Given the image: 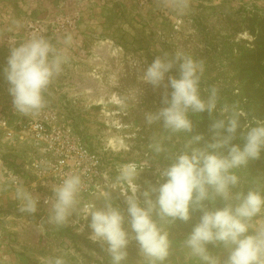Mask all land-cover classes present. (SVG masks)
<instances>
[{
  "label": "rangeland",
  "instance_id": "1",
  "mask_svg": "<svg viewBox=\"0 0 264 264\" xmlns=\"http://www.w3.org/2000/svg\"><path fill=\"white\" fill-rule=\"evenodd\" d=\"M75 12V26L47 37L66 53L68 61L45 98L59 104L73 126L111 158L113 186L107 192L125 217L122 193L130 194V187L119 179L122 166L140 168L133 182L140 204L145 206L142 193L165 179L157 169L168 166L192 135L199 133L209 139L212 119L218 117V112L212 117L207 112L191 115L192 133L169 134L162 122L147 124L145 113L162 107L165 91L163 86L154 89L142 81L143 69L155 56L182 51L203 61L202 96L216 87L220 104L236 105L244 113L242 124L264 121V0H0V115L15 117L2 72L10 54L8 37L18 42L24 17L51 20ZM68 37L70 42L65 43ZM176 74L172 69L171 75ZM156 140H163L165 152H152L150 144ZM204 140L193 146H203ZM233 143L243 141L237 137ZM10 148L0 136V156L8 155ZM235 171L240 190L257 188L264 193V150L259 159ZM8 191L0 181V193L7 200ZM99 197L81 198V204L103 207ZM4 200L0 196V208L5 206ZM222 205L218 199L216 206ZM6 212L7 227L0 232L2 264H47L48 258L59 255L65 256L67 264H111L100 243L89 239L90 217L73 224V215L67 225L53 226L48 222V209L37 207L31 216L12 206ZM199 217L196 211L187 222L177 219L162 224L171 240L165 264H199L183 245ZM153 219H158L155 213ZM81 225L83 230L77 231ZM124 227L131 231L127 220ZM208 248L221 259L227 255L222 248L211 244ZM127 253L124 264H147L134 239Z\"/></svg>",
  "mask_w": 264,
  "mask_h": 264
},
{
  "label": "clouds",
  "instance_id": "2",
  "mask_svg": "<svg viewBox=\"0 0 264 264\" xmlns=\"http://www.w3.org/2000/svg\"><path fill=\"white\" fill-rule=\"evenodd\" d=\"M9 46L10 54L2 72L13 108L24 116L38 114L46 107L45 92L62 72L68 56L39 32L21 42L12 41ZM174 68L177 74L171 75ZM204 71L203 61L182 51L172 56H155L143 69L144 83L154 89L163 86L165 90L162 107L145 113L147 124L162 122L169 134L192 133L191 115L207 112L212 117L218 112L210 124L209 139L204 140L199 133L192 135L168 166L157 169L165 179L149 185L142 193L145 206H141L136 195L137 185L133 181L140 168L135 164L120 169L119 179L130 187V194L122 193L127 217L113 206L107 191L99 197L103 207L81 204L82 175L70 173L51 185L52 195L45 199L48 222L65 226L73 215L76 217L71 221L73 224L90 217L89 239L100 243L111 264H124L127 246L133 239L147 264H165L171 240L162 224H172L177 219L187 222L191 213L198 211L199 221L183 240L190 258H196L199 264H264V193L257 188L240 190V177L235 171L260 158L264 150V121L242 124L244 113L236 105L220 104L216 87H211L206 97L202 96ZM237 137L242 144L233 143ZM202 140L203 146H193ZM150 148L156 154L166 151L163 140H156ZM13 183L19 211L29 216L36 213L38 196L15 177ZM218 199L223 201L220 207L216 206ZM153 213L158 219H153ZM125 220L131 231L124 227ZM82 230L81 225L77 231ZM210 244L222 248L227 255L221 259L213 254L208 248ZM47 264H67V260L59 255L48 258Z\"/></svg>",
  "mask_w": 264,
  "mask_h": 264
},
{
  "label": "built area",
  "instance_id": "3",
  "mask_svg": "<svg viewBox=\"0 0 264 264\" xmlns=\"http://www.w3.org/2000/svg\"><path fill=\"white\" fill-rule=\"evenodd\" d=\"M76 20L77 12L51 20L40 16L24 17L18 42L34 32L47 38L75 26ZM7 41L13 39L8 37ZM12 113L14 118L0 115V136L11 147L8 155L0 156V181L9 190L8 204L6 201L0 208V232L7 227L9 213L6 209L20 207V202L15 199L13 177L38 196L41 209H48L45 199L52 195L51 185L58 184L70 173L82 175L81 198L100 196L112 188L111 158L73 126L59 104L46 99V107L38 114L24 116L14 109Z\"/></svg>",
  "mask_w": 264,
  "mask_h": 264
},
{
  "label": "crops",
  "instance_id": "4",
  "mask_svg": "<svg viewBox=\"0 0 264 264\" xmlns=\"http://www.w3.org/2000/svg\"><path fill=\"white\" fill-rule=\"evenodd\" d=\"M3 196V195H2ZM3 198L5 199L4 200V203L7 201V198H6V195L3 196ZM5 205V204H4Z\"/></svg>",
  "mask_w": 264,
  "mask_h": 264
},
{
  "label": "bare ground",
  "instance_id": "5",
  "mask_svg": "<svg viewBox=\"0 0 264 264\" xmlns=\"http://www.w3.org/2000/svg\"><path fill=\"white\" fill-rule=\"evenodd\" d=\"M111 141V140H110ZM113 144V143H112Z\"/></svg>",
  "mask_w": 264,
  "mask_h": 264
},
{
  "label": "water",
  "instance_id": "6",
  "mask_svg": "<svg viewBox=\"0 0 264 264\" xmlns=\"http://www.w3.org/2000/svg\"><path fill=\"white\" fill-rule=\"evenodd\" d=\"M42 222V221H41Z\"/></svg>",
  "mask_w": 264,
  "mask_h": 264
}]
</instances>
